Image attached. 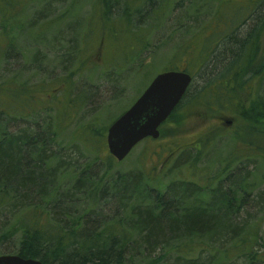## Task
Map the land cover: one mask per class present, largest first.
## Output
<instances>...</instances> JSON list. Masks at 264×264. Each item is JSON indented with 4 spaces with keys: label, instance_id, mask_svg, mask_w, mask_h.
I'll list each match as a JSON object with an SVG mask.
<instances>
[{
    "label": "trees",
    "instance_id": "obj_1",
    "mask_svg": "<svg viewBox=\"0 0 264 264\" xmlns=\"http://www.w3.org/2000/svg\"><path fill=\"white\" fill-rule=\"evenodd\" d=\"M231 1L0 0V254L43 264L264 263L258 249L264 225V0H250L245 15L228 22L230 29L197 37L222 22ZM200 22L201 28L190 29ZM172 42L176 61L196 48L185 64L197 65L201 82L192 88L194 76L184 69L191 82L167 118L181 103L212 110L231 105L237 124L232 138L243 144L242 153L218 159L207 176L208 165L200 161L216 136L207 132L176 152V161L181 155L186 161L176 165L187 164L197 178L159 186L155 174L118 169L110 154L97 153L123 110L106 123L96 115L81 121L79 143L58 142L65 103L78 98L74 115L88 97L87 89L71 95V65L82 64L87 47L110 48L117 60L104 74L111 76L122 75L129 60L143 65ZM44 62L47 67L39 65ZM175 66L160 72L183 70ZM27 69L49 78L43 84L62 85L65 101L56 116L50 112L55 89L37 99L34 84L19 81ZM251 204L259 212L255 222L248 221L255 214Z\"/></svg>",
    "mask_w": 264,
    "mask_h": 264
},
{
    "label": "rangeland",
    "instance_id": "obj_2",
    "mask_svg": "<svg viewBox=\"0 0 264 264\" xmlns=\"http://www.w3.org/2000/svg\"><path fill=\"white\" fill-rule=\"evenodd\" d=\"M249 3L250 0H232L222 13L224 16L222 22L216 27H206L197 37L204 36L208 30L230 29L233 25L232 23L238 21L245 15L244 13ZM86 7L87 6H84L83 8L86 9ZM235 8L241 11L232 15V11ZM176 10L177 9H175V13ZM205 19H208V17H205L204 20ZM229 21L232 25L228 24ZM195 25L197 26L191 27L190 29H199L202 27L203 23L200 22ZM180 28L184 29L185 27ZM191 31L189 33H192ZM170 45L175 46V42L157 48L156 53L146 58L141 66L135 64L134 59L129 60L124 64L125 69L122 75L111 74V76H108V73L104 74V70H110L111 65L109 64H112L115 58L117 60L114 54H110V48L105 47L96 50L93 47H87L82 64L79 65L78 62L75 61V63L71 65V71L73 72V90L71 95H80L82 93L80 91H85V89H87L88 97L84 99L74 115L73 111L80 104L78 98H75L72 104L65 103L69 110L64 114L63 128L57 133L58 142H62L63 144L79 143L81 139L79 138L78 125L81 121L88 120L96 115L98 122H109L116 114L122 110L124 111L134 102L156 73L171 64L176 65L175 68L177 67L183 70H187L186 68L188 67L190 74L194 76L192 88L199 85L201 82L200 77L198 78L195 74L198 71L197 65L187 66L185 64V62L194 55V52L197 51L196 48L192 46L188 49V52L180 56L179 61H176L172 58L174 49L170 47ZM24 59L23 62L27 63V58ZM21 62L22 60L16 64ZM45 64L46 62H44V64L40 63L39 65L42 67V65ZM45 66L47 67L48 65ZM13 67L15 68L14 65ZM16 68L18 67L16 66ZM24 79H26L29 86L34 84L33 88L39 90L36 92V96L37 99L40 100L46 98V96H48L47 98L51 97V89H55V98L50 100V104L54 107L51 108L50 112L52 115L56 116L60 104L65 101L64 95L62 94V85L60 89L59 83L43 84L42 80H46L47 83H49V80H47L49 78L38 76L34 74V70L28 69L19 77V81ZM89 87L93 88V91L89 90ZM192 88L190 89L191 91L193 90ZM181 104L182 105L176 112L164 122L159 130V136L157 138H147L140 141L131 149L123 160L116 164V168L123 170L139 167L148 174H155V181H160L158 183L159 186L166 184L169 180L174 178L196 179L197 177L191 175L192 171L189 170L187 164L176 165L177 162L185 158V155H181L176 161L175 159L178 156L176 152L181 150L185 145H193L195 141L207 132H216V136L212 134L214 139L210 141L209 145L207 144L208 149L206 150V156L202 157L200 161V166L205 164L208 165L207 170H205V172L208 173L207 176H209L211 170L219 164L220 161L218 162V159L228 156L234 157V154L237 152H239V154L243 152V144L232 138L234 130L237 128V124L231 114L234 111L233 106L228 105L218 110H212L200 104ZM210 105H212V103H210ZM219 110L220 112H218ZM86 112L88 114L83 115V113ZM66 115L67 117H65ZM225 120H231V124L226 125ZM221 122H223V124H221ZM253 139L255 140V135H253ZM203 142L204 146H206V143H209L207 139L203 140ZM198 147L199 144L194 146V148L197 149ZM213 150L215 151L212 154ZM97 153L101 156L108 153L105 144V134L103 137V144L97 149ZM183 162L186 163L185 159ZM180 163H182V161ZM234 164L235 163H233V165ZM238 164L240 163L238 162ZM251 167V165H248V169H251ZM195 171L203 174L200 170L196 169ZM253 208L255 207L252 204L248 205V209H251V212L255 213L252 214L254 216L251 219H248L249 222H255L259 216L257 208ZM241 216L243 218L245 216L243 211L239 218H241ZM260 235L263 241L258 249L264 250V225L262 226ZM237 264H239V262ZM258 264L264 263L260 262Z\"/></svg>",
    "mask_w": 264,
    "mask_h": 264
},
{
    "label": "water",
    "instance_id": "obj_3",
    "mask_svg": "<svg viewBox=\"0 0 264 264\" xmlns=\"http://www.w3.org/2000/svg\"><path fill=\"white\" fill-rule=\"evenodd\" d=\"M191 79V75L184 70H165L156 73L134 102L106 128L105 144L108 153L116 161H121L143 139L157 138L160 125L180 102ZM225 122L230 124L231 120ZM0 264L43 263L17 254H0Z\"/></svg>",
    "mask_w": 264,
    "mask_h": 264
},
{
    "label": "flooded vegetation",
    "instance_id": "obj_4",
    "mask_svg": "<svg viewBox=\"0 0 264 264\" xmlns=\"http://www.w3.org/2000/svg\"><path fill=\"white\" fill-rule=\"evenodd\" d=\"M226 123V122H225ZM221 124H223V122H221ZM231 124V123H230ZM226 125H229V124H226Z\"/></svg>",
    "mask_w": 264,
    "mask_h": 264
}]
</instances>
